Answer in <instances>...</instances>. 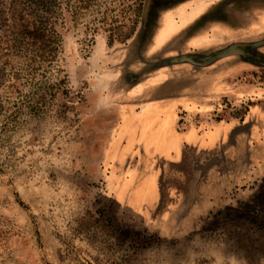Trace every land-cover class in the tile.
Here are the masks:
<instances>
[{"label": "rangeland", "instance_id": "rangeland-1", "mask_svg": "<svg viewBox=\"0 0 264 264\" xmlns=\"http://www.w3.org/2000/svg\"><path fill=\"white\" fill-rule=\"evenodd\" d=\"M133 1L107 0L78 22L68 18L47 86L13 90L7 100L12 76L0 79V264H264V135L253 142L248 129H239L227 146L205 135L197 142L207 151L190 146L182 153L186 142H196L190 135L139 134L131 117L119 115L126 91L148 74L133 69L145 67L144 45L159 10L146 0L131 36L138 18ZM259 79L264 83V74ZM42 98L44 113L25 116L21 105ZM223 150L241 159L229 162ZM223 164L234 172L250 168L251 181L263 186L254 200L212 233L184 229L177 215L162 220L158 210L171 206L172 184L202 183Z\"/></svg>", "mask_w": 264, "mask_h": 264}, {"label": "crops", "instance_id": "crops-1", "mask_svg": "<svg viewBox=\"0 0 264 264\" xmlns=\"http://www.w3.org/2000/svg\"><path fill=\"white\" fill-rule=\"evenodd\" d=\"M144 50L147 63L142 68L150 70L133 69L148 74L126 91L128 102L121 109L135 121L137 133L190 135L196 142H186L182 153L190 146L207 151L197 142L205 135L226 146L238 138L239 129L240 133L248 129L253 142L264 135V123L256 121L264 116V83L259 79L264 67H258L264 66V0H178L158 12ZM245 104L242 114H234ZM247 146L253 164L255 152ZM223 151L229 162L241 159ZM225 165L208 171L202 183L186 179L172 184L168 208L160 193L153 206L162 203L158 210L162 220L179 217L183 228L194 234L212 233L225 216L254 200L261 181H251L249 167L234 172ZM251 182L254 189L243 190ZM177 203L184 204L183 209Z\"/></svg>", "mask_w": 264, "mask_h": 264}, {"label": "trees", "instance_id": "trees-1", "mask_svg": "<svg viewBox=\"0 0 264 264\" xmlns=\"http://www.w3.org/2000/svg\"><path fill=\"white\" fill-rule=\"evenodd\" d=\"M105 1L107 0H0V79H5L9 74L12 76L7 85V89L12 90L8 92L7 100L12 98V94L15 95L16 91L13 90L21 91L22 87L28 86L41 88L50 84L48 75L63 46L61 28L68 18L78 22L82 16ZM145 1L134 0L130 5V8L134 7L138 11L131 36L144 15ZM177 1L149 0L147 7L154 5L159 9ZM9 3L10 10L3 14L2 10ZM1 102L0 96V104ZM44 102L45 98L35 104L23 103L22 109H28L25 116L44 113ZM253 189L252 186L243 188L245 191Z\"/></svg>", "mask_w": 264, "mask_h": 264}, {"label": "bare ground", "instance_id": "bare-ground-1", "mask_svg": "<svg viewBox=\"0 0 264 264\" xmlns=\"http://www.w3.org/2000/svg\"><path fill=\"white\" fill-rule=\"evenodd\" d=\"M123 114V112H121V115ZM123 116V115H122ZM121 120H123V122L121 121V123L119 124V127L121 126V128H120V130L122 129V124L124 123V121H125V119H124V117L123 118H121ZM119 127L117 128V130L116 131H113V135H115V138H114V141H113V149H112V151H115V149H116V145H117V142L119 141V139H120V137H121V135H123V131L121 130H119ZM130 132H133V131H130ZM116 135H118V137L116 138ZM128 141H129V143L131 142V141H134L133 139H131V137H129V139H128ZM128 152V150L126 149L125 150V153H127ZM125 153L123 154V156L125 155ZM124 181V180H123ZM120 186V182L117 184V189H118V196L120 197V195H119V187Z\"/></svg>", "mask_w": 264, "mask_h": 264}, {"label": "water", "instance_id": "water-1", "mask_svg": "<svg viewBox=\"0 0 264 264\" xmlns=\"http://www.w3.org/2000/svg\"><path fill=\"white\" fill-rule=\"evenodd\" d=\"M150 1H152V0H150ZM150 3H151V2H150ZM162 8H164V7H160L159 10H158V12H159L160 10H162ZM157 14H158V13H157ZM141 34H143V29H142V31H141ZM150 37H151V35H150ZM150 37H149V38H150ZM148 40H149V39H148ZM148 40L145 42V44L148 42ZM144 46H145V45H144Z\"/></svg>", "mask_w": 264, "mask_h": 264}, {"label": "flooded vegetation", "instance_id": "flooded-vegetation-1", "mask_svg": "<svg viewBox=\"0 0 264 264\" xmlns=\"http://www.w3.org/2000/svg\"><path fill=\"white\" fill-rule=\"evenodd\" d=\"M144 51H145V50H144ZM144 51H143V52H144ZM141 59H143V57H142ZM142 61H143V60H142ZM143 63H144V64L147 63V62H146V59H145V61H144ZM145 65H146V64H145Z\"/></svg>", "mask_w": 264, "mask_h": 264}]
</instances>
